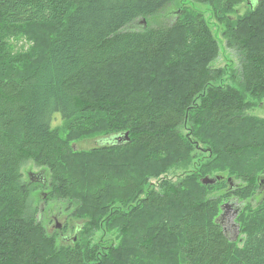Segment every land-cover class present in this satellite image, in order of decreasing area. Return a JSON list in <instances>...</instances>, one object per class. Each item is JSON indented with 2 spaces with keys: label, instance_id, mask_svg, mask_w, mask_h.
Instances as JSON below:
<instances>
[{
  "label": "trees",
  "instance_id": "1",
  "mask_svg": "<svg viewBox=\"0 0 264 264\" xmlns=\"http://www.w3.org/2000/svg\"><path fill=\"white\" fill-rule=\"evenodd\" d=\"M172 1L0 0V61L33 67L0 74V264H264V193L237 213L242 240L216 221L224 196L256 198L264 177V121L246 115L264 101V0L243 15L244 0H191L227 23L226 46L239 59L229 83L228 69L212 67L221 47L203 14L181 10L174 23L151 25ZM34 27L52 30L50 40L17 48ZM59 118L74 137L128 140L109 139L85 160L61 139ZM201 142L216 159L156 190L151 179L190 164ZM118 151L123 159L111 156ZM143 157L153 165L137 172ZM30 161L49 175L48 196L86 221L70 245L57 246L31 205L37 185L21 173ZM224 174L229 190L218 198ZM207 176L222 179L205 185ZM237 179L244 185L231 189ZM100 232L117 245L94 244Z\"/></svg>",
  "mask_w": 264,
  "mask_h": 264
},
{
  "label": "rangeland",
  "instance_id": "2",
  "mask_svg": "<svg viewBox=\"0 0 264 264\" xmlns=\"http://www.w3.org/2000/svg\"><path fill=\"white\" fill-rule=\"evenodd\" d=\"M258 2L259 0H244V2L236 8V15L245 14L247 11H250L252 7H256ZM181 10H184L188 13L200 12L205 17L207 23H209L213 35L217 38L221 47L219 57L212 64V67L228 69L229 75L226 76L225 81L229 83V77L239 65V59L235 51L228 49L226 46L227 40L223 34L226 31L227 23L226 21L221 20L222 18L220 19V17L222 16L221 12H216L215 8L208 4L193 3L191 2V0H173L170 5H168L162 12H160L149 21L152 26L170 25L174 23L177 17H180ZM139 24L130 25L127 27V29H137L140 27ZM30 34L31 37L27 38V40L20 39V41L17 43V48L28 49L36 44V40L40 44L42 42H47L48 40H50V36H52V30L47 27H34L33 30L30 31ZM32 69L33 67L31 65L4 67V65L0 61V74H3L4 76L24 77L29 75ZM246 115L264 121V101L260 104V106L248 111ZM54 126H59L60 137L64 142L69 143V145L73 147L74 151L83 152L86 155L84 156L82 154L85 160L87 159L88 155H90L92 152L97 151V149L101 148L100 146L103 145V143H108L107 140L111 139L105 137L108 136L106 135V131H96L95 133H89L78 130L76 137H74L75 134L69 130L68 124L62 122L60 118L57 119V122ZM190 131V126L185 125L182 128L181 133L183 134V136L188 137L190 136L188 135ZM227 132H229L230 137L232 136L234 139L239 138V130H232V132L228 130ZM105 154L108 155L109 153L106 152ZM111 156L115 157V159H123L125 157L123 153L119 151L112 153ZM193 156L194 158L190 164H180L176 167L171 168L170 172L166 175H161L159 177V180L151 179V183L155 184L156 190H162L160 189L161 180H170L172 187H174L184 177L195 173L201 166L208 163V161L216 159V156L213 154V148L209 144H204L202 142L201 144H199L196 152L193 153ZM223 156L226 155L224 154ZM144 164L145 167L148 168H151L153 165L152 163L146 164V161L143 157L142 160L137 163L138 167L136 171L139 172L141 170V166H143ZM21 173L23 174V180L27 182H29V180L31 181V175L33 174H41L43 179H49V175L46 178L44 176L45 173H43L42 169L32 161L26 163L22 167ZM213 176L214 174H212L211 177ZM223 176L225 177V179L222 180V182L224 181V183L222 184H225L226 187L220 184L214 189V192L212 193V195L218 198L225 195V192H228L229 190L228 179L230 176L228 174H224ZM262 178L264 177H260V181H258V186L262 189L259 190V195H257L256 198H253L252 196L254 195H252L249 200L241 201L236 196H229V194L228 197L224 196L222 205L225 206L227 204H231L232 210L230 211V215H228L226 217V220H224V223H220V219L223 216V211L217 217L216 221H219V223L223 226L226 235L230 239L240 241L245 237V235L241 234L239 229L236 227L237 225L235 220L242 208V211L244 210L245 214L248 215L249 209H251L250 211H252L253 208L258 204L259 200L262 198L261 196L264 193V179ZM235 181L232 182V185L230 184L231 189H237V186L239 187L240 185H244L242 180L237 179ZM33 183H35L37 187L33 188L31 205L33 209L38 210V219L42 226L45 228L47 235L55 237L58 247L62 245H70V243H73V239L76 240L77 236L79 237L77 230L78 228L80 229L84 227L86 221L84 220V222L82 220L75 219L72 216V213L76 209V205L53 199L52 196H48V193H50L51 190L49 186L42 185V183L36 181V179ZM244 203L245 205H243ZM226 209L229 210V208ZM58 225H61L62 229H58ZM92 241L94 244H99L100 246L101 244H104L105 248L109 247L110 243H115V245H117L115 235L108 234L104 236L102 232L97 233Z\"/></svg>",
  "mask_w": 264,
  "mask_h": 264
},
{
  "label": "water",
  "instance_id": "3",
  "mask_svg": "<svg viewBox=\"0 0 264 264\" xmlns=\"http://www.w3.org/2000/svg\"><path fill=\"white\" fill-rule=\"evenodd\" d=\"M128 140V133H126V134H124V135H120V136H117V137H113L111 140H110V142H112V141H116V142H122L123 140ZM109 141V140H108ZM39 175H41V174H33V175H31L32 177H36V176H39ZM222 179V177L221 176H216V177H214V178H210V177H205V178H203L201 181H202V183L203 184H205V185H214V184H216L218 181H220ZM31 181L32 182H35V180H33V178H31ZM231 185H232V183H230ZM61 227H60V225H58V229H60Z\"/></svg>",
  "mask_w": 264,
  "mask_h": 264
},
{
  "label": "flooded vegetation",
  "instance_id": "4",
  "mask_svg": "<svg viewBox=\"0 0 264 264\" xmlns=\"http://www.w3.org/2000/svg\"><path fill=\"white\" fill-rule=\"evenodd\" d=\"M31 178H33V180H35L36 179V181H38V182H40V183H42V185H44L45 184V179H43L42 178V175H39V176H36V177H32L31 176ZM262 189V188H261ZM226 208H229V210L228 209H226ZM225 208V206H223V209L225 210L224 212H223V216L221 217V219H220V223L222 224V222L224 223L225 221L224 220H226V217L228 216V215H230V211L232 210V205L231 204H229V206L228 207H226ZM60 229H62V226L60 225ZM62 235V234H61Z\"/></svg>",
  "mask_w": 264,
  "mask_h": 264
},
{
  "label": "bare ground",
  "instance_id": "5",
  "mask_svg": "<svg viewBox=\"0 0 264 264\" xmlns=\"http://www.w3.org/2000/svg\"><path fill=\"white\" fill-rule=\"evenodd\" d=\"M228 206H229L228 204H227V205H225V208H226V207H228ZM223 211H225V210L223 209Z\"/></svg>",
  "mask_w": 264,
  "mask_h": 264
}]
</instances>
